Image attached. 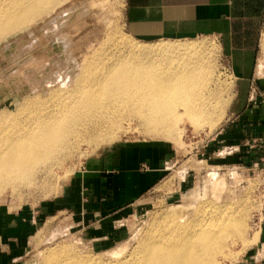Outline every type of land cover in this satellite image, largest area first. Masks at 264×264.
Wrapping results in <instances>:
<instances>
[{"label":"rangeland","instance_id":"rangeland-1","mask_svg":"<svg viewBox=\"0 0 264 264\" xmlns=\"http://www.w3.org/2000/svg\"><path fill=\"white\" fill-rule=\"evenodd\" d=\"M123 4L124 0H75L68 12L55 14V10L44 22L30 27L28 38L20 36L16 40L14 35L3 39L0 42L3 47L0 49V82L3 81L0 86H10L4 101L8 99L9 102L19 91L29 89L31 82L47 76L51 62L66 57L69 52L77 56L86 53L89 47L103 42L107 29L115 25L124 36L139 44L195 42L203 45L202 54L211 55L204 63L213 74L208 72L206 78L208 85L204 92L209 97V108L206 109L213 117L212 111H218L213 113L219 119L211 126L209 123L198 128L188 113H184L175 134L169 136L147 127L136 117H125L127 119L119 124L120 128L123 125V130H118V136L105 142H92L95 144L82 142L72 154L50 162L49 169L43 165L31 182L0 195V264H44L46 253L60 246L74 248V254L116 260L106 253L125 248L122 253L125 256L133 251L143 238L146 226H150L155 217L159 218L174 205L202 202L210 195L207 200L222 205L220 210L232 205L234 213L246 219L243 238H227L224 251L234 256L228 259L220 254L218 264H250V247L256 242L252 238L258 233L264 212V154L253 159L255 164L251 165L248 158L234 152L228 143L231 139L228 131L230 120L249 93L251 104H261L264 100V26L253 75L249 83L240 85V78L234 76L230 62L213 37L136 38L124 24ZM70 46L77 48L71 50ZM211 76L217 79L213 80ZM218 102L222 103L223 109ZM178 110L184 111L181 107ZM120 159L124 160L121 164L136 159L140 174L156 168L158 173L152 176V184L148 183L149 186L140 192L130 181L128 189L120 192L117 184L110 181L118 174L115 169H119ZM215 180L225 182L224 188L219 189L221 193L217 190V197L211 192ZM102 191L128 202L100 211L102 205L98 206L97 198L104 196ZM195 193L208 196L196 201L197 196L193 199ZM196 203L190 204L192 208L187 206L186 212V209L179 210L180 213L193 216ZM64 260L66 264H78L75 257L66 256Z\"/></svg>","mask_w":264,"mask_h":264},{"label":"bare ground","instance_id":"bare-ground-1","mask_svg":"<svg viewBox=\"0 0 264 264\" xmlns=\"http://www.w3.org/2000/svg\"><path fill=\"white\" fill-rule=\"evenodd\" d=\"M74 1L0 0V42L14 35L16 40L20 36L28 38L30 27L44 22L55 10V14L68 12ZM104 39L95 46L90 43L93 46L80 54L81 58L69 52L66 57L51 62L47 76L31 82L25 91L17 90L18 94L9 102L4 100L10 86H0V195L31 182L43 165L47 168L50 162L72 154L82 142H105L116 137L125 117H136L147 127L169 136L175 134L184 113H188L198 128L217 122L218 117L213 113L216 110L212 111L213 117L206 109L209 99L204 88L209 73L213 74L204 63L211 55L202 54L203 45L195 42L139 44L124 36L115 25L107 29ZM179 107L184 111L180 112ZM114 127L117 128L113 132ZM221 180L211 185L214 197L217 190L224 188L225 182ZM195 194L193 199L195 196L196 201L202 199L203 196ZM207 198L190 202L196 203L193 216L183 213L187 206L191 207L188 203L174 205L164 210L162 216L157 214L160 217L146 226L143 238L133 251L127 250L128 254L122 256L125 248L118 247L106 253L116 260L82 256L74 254V248L60 246L46 253L43 263L66 264L64 258L70 256L78 264H218V255L228 259L233 255L224 251L227 238H243L246 219L236 215L232 205L220 210L222 205ZM257 238L255 233L253 242Z\"/></svg>","mask_w":264,"mask_h":264},{"label":"crops","instance_id":"crops-1","mask_svg":"<svg viewBox=\"0 0 264 264\" xmlns=\"http://www.w3.org/2000/svg\"><path fill=\"white\" fill-rule=\"evenodd\" d=\"M123 20L128 32L141 39L213 37L241 85L249 83L254 72L264 26V0H124ZM230 121L228 143L239 156L255 164L253 159L264 154V100L261 104H251L249 93ZM122 162L120 159V167L115 169L118 174L110 178L120 192L128 189L130 181L142 192L158 173L153 168L147 174H140L136 159L129 164ZM108 192L102 191L104 196L97 198L98 206L102 205L100 211L128 202L111 197ZM250 264H264V212L258 238L250 247Z\"/></svg>","mask_w":264,"mask_h":264},{"label":"built area","instance_id":"built-area-1","mask_svg":"<svg viewBox=\"0 0 264 264\" xmlns=\"http://www.w3.org/2000/svg\"><path fill=\"white\" fill-rule=\"evenodd\" d=\"M263 158H264V156H263ZM264 160V159H263Z\"/></svg>","mask_w":264,"mask_h":264}]
</instances>
